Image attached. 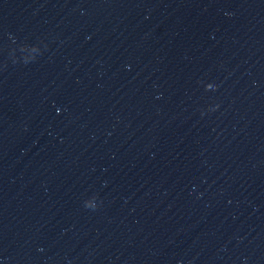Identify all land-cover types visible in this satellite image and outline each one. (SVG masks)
<instances>
[{"label":"water","instance_id":"95a60500","mask_svg":"<svg viewBox=\"0 0 264 264\" xmlns=\"http://www.w3.org/2000/svg\"><path fill=\"white\" fill-rule=\"evenodd\" d=\"M0 264H264V0H0Z\"/></svg>","mask_w":264,"mask_h":264}]
</instances>
